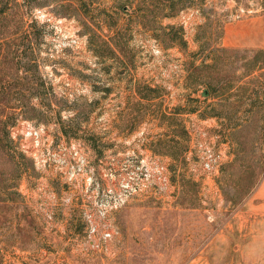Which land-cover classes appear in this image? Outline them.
<instances>
[{
	"label": "rangeland",
	"instance_id": "1",
	"mask_svg": "<svg viewBox=\"0 0 264 264\" xmlns=\"http://www.w3.org/2000/svg\"><path fill=\"white\" fill-rule=\"evenodd\" d=\"M174 4L0 0V264H264V50L221 47L264 0ZM40 187L121 198L116 255L73 253L83 211L37 210Z\"/></svg>",
	"mask_w": 264,
	"mask_h": 264
},
{
	"label": "built area",
	"instance_id": "2",
	"mask_svg": "<svg viewBox=\"0 0 264 264\" xmlns=\"http://www.w3.org/2000/svg\"><path fill=\"white\" fill-rule=\"evenodd\" d=\"M18 136L21 137V147L27 154L31 155L42 165H46L49 162L48 157L51 154L53 141L46 136L44 128L35 127L31 124L22 125L21 127L17 126L13 128V137L17 139ZM141 162L144 163L146 161L142 160ZM152 175V172L146 169L135 178V180H139L138 188L135 189V192H140L137 196L149 192ZM96 192L98 197L93 205L90 204V197L85 199L86 202L84 208H82L84 230L83 233L72 236V243L76 244L72 252L81 257H91L94 254L115 256L117 253L115 248L117 229L114 218L123 201L120 198L107 204L104 194L100 195V191ZM86 193L89 196V189H86ZM98 222L103 225L101 226Z\"/></svg>",
	"mask_w": 264,
	"mask_h": 264
},
{
	"label": "crops",
	"instance_id": "3",
	"mask_svg": "<svg viewBox=\"0 0 264 264\" xmlns=\"http://www.w3.org/2000/svg\"><path fill=\"white\" fill-rule=\"evenodd\" d=\"M221 47L236 50H264V14L254 11L250 15L226 22L221 35ZM27 191L32 192L30 195L35 197L34 203L37 210L55 213V217H58L62 211L72 218L78 208L81 210L84 208L85 199L89 197L85 191H82V203L79 204L78 194L75 195L73 190L60 193L53 188L40 187ZM256 196L264 199V189L259 190ZM56 220L58 221V218ZM72 222L76 225V218ZM70 234L75 236L81 233L75 226Z\"/></svg>",
	"mask_w": 264,
	"mask_h": 264
},
{
	"label": "trees",
	"instance_id": "4",
	"mask_svg": "<svg viewBox=\"0 0 264 264\" xmlns=\"http://www.w3.org/2000/svg\"><path fill=\"white\" fill-rule=\"evenodd\" d=\"M168 1L172 3V6H175L174 3L178 2L179 0H168ZM150 90H151L152 92H156V89H155V88H151ZM151 98H154V97H153V96H152V97H149V96H147V95H144V96L142 97V99H144V100H148V101H150ZM177 114H182V112H177ZM65 133L67 134V131H65ZM172 156H173V155H172Z\"/></svg>",
	"mask_w": 264,
	"mask_h": 264
}]
</instances>
